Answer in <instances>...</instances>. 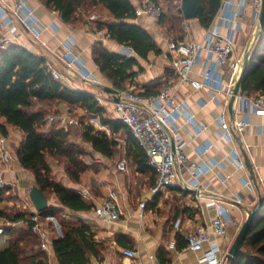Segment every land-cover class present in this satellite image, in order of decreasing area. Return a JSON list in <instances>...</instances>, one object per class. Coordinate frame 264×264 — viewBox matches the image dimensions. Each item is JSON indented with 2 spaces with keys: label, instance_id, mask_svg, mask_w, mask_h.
<instances>
[{
  "label": "crops",
  "instance_id": "0c3cea01",
  "mask_svg": "<svg viewBox=\"0 0 264 264\" xmlns=\"http://www.w3.org/2000/svg\"><path fill=\"white\" fill-rule=\"evenodd\" d=\"M30 2L35 7L43 23L49 25L54 22L58 28L47 27L40 38H35L30 31L19 23L10 26L9 29H5L0 24V32L9 30L16 33L19 36V44L45 57L50 68L64 83L93 94H103L106 98L110 94L96 84L84 81L78 73L75 74L69 71L70 69L63 60L65 52L63 42L71 36L74 42V52L84 58L88 67L99 77L100 84L112 86L111 82L100 71L93 57V46L99 40L103 41L105 46L112 52L136 56L144 67V70L137 75L133 84H128L129 89H134L140 93L147 90V92L153 94L157 93L166 84H176L177 73L173 56L170 54L166 33L162 30L158 19L140 14L135 20L136 23L146 28L153 35L159 47L163 50L161 54L151 51L145 59L136 55L132 47L122 45L111 39L106 34V29L98 30L96 27L91 26L88 19L65 22L58 11L48 8L41 0H30ZM132 2L138 10L142 0H132ZM188 20L186 24L188 29L183 39L201 40L207 28L200 23L198 18ZM240 20L242 29L237 33L236 41L237 51L244 62L246 54L250 52L262 32L259 20L254 21L252 18L250 3L243 10ZM213 23L215 25L220 24L218 16L215 17ZM220 30L224 33L227 31L224 26H220ZM201 67L200 64L193 72L195 77H199ZM135 68L137 69V67ZM175 90L177 99H185L195 112L197 119L207 124V129L196 136V141L199 143L208 140L213 142V147L205 155V158H216L222 161L223 166L219 172L225 175L227 181L224 183L217 172H209L202 177L203 182L210 184L209 188L201 194L181 185L176 187L175 190L163 188L156 195L153 192L156 185L153 172L139 171L137 164L132 160L129 153L130 144L127 132L125 148L130 163L126 170L120 169L113 162L117 149L114 155L108 156L97 151L91 143L93 149L97 152V157L101 156L99 161H102L103 164L100 167H94L91 162L86 161L88 168L82 173L81 181L72 180L65 172L62 174L64 179L55 178L57 163H51L53 178L66 187L77 191L88 203L93 205L90 210H73L62 205L56 196H54L53 202L49 199L51 207L58 208L60 206L75 212L76 219L63 220L65 223L87 224L95 233L94 240L102 244L103 247L99 255L89 254V264H201L199 257L208 247V244L205 243L199 251H193L187 245L186 233L202 224L209 223L213 219L216 208L211 203L212 199L224 202L230 207L233 215L242 221L247 216V210L256 206L260 197L264 198V114L251 113L249 116L251 124L248 129L235 131L234 141H229L224 138L223 129L215 122L214 115L215 112L225 109L230 122L233 123L234 120L241 118L243 114L237 112L236 100L232 114L229 108L231 98L222 95L219 103L209 102L206 106H201L200 100L210 98L208 89L178 86ZM105 107L113 113V115L108 116L109 118L118 119L113 103L107 102ZM98 116L101 118L100 115ZM180 122H183V120L181 119ZM2 123H5V120L0 116V124ZM7 126L9 132L6 135V140L12 156L8 162L0 161V175L7 180L8 186L11 188L10 191H12L10 194L12 198L6 200L2 207L4 209L8 207L19 208L15 213L29 214L36 210L30 192L38 184L34 173L24 168L17 156L16 150L24 138V132L13 126ZM185 135L190 137V133L187 131ZM235 145L239 148L244 161L245 156L249 158L252 164L251 169L247 165L245 169L237 168L228 158ZM187 154L192 160L199 159L198 154L191 146L187 148ZM189 177L188 171H180V182L187 180ZM246 179L252 181L251 186L245 184ZM110 189H116L120 195L122 215L120 220L116 222L101 220L94 213L95 206L105 198ZM184 190L187 194L181 198V201H178V196L183 195L181 191ZM169 198L172 201L166 203ZM145 199L148 200V204L145 208H141L140 202ZM183 199H186V202H182ZM177 220H181L179 230L175 226ZM9 223L11 222L0 217V226ZM59 224L61 227V223ZM49 228L51 230L50 247L45 250V262L46 264H60L52 240L62 234H58L51 225H49ZM237 234L232 232L228 238L214 236L220 242L223 253L226 254ZM2 237L4 235L0 236V238ZM9 239L10 236L7 235V240L2 244L0 243V249L9 244ZM125 248L138 250V255L133 258L126 256L123 253Z\"/></svg>",
  "mask_w": 264,
  "mask_h": 264
},
{
  "label": "trees",
  "instance_id": "16d2710c",
  "mask_svg": "<svg viewBox=\"0 0 264 264\" xmlns=\"http://www.w3.org/2000/svg\"><path fill=\"white\" fill-rule=\"evenodd\" d=\"M48 8L58 11L65 22L82 20V12L94 8L105 11L108 20H93L98 30L106 29L107 35L118 43L130 46L136 55L147 58L151 51L161 54L153 35L136 23L138 10L132 0H41ZM198 19L204 27L214 21L222 0H197ZM184 12L169 16L163 12L158 19L170 32H180ZM169 24V26H168ZM183 40V34L177 39ZM93 57L102 74L117 89H127L137 75L144 70L136 56H127L110 51L103 41H96ZM137 67V69L135 68ZM242 89L251 95H264V31L259 35L250 50V59ZM142 94H151L143 92ZM155 94V93H153ZM78 108L84 111L82 117V136L86 142L108 156L114 155L118 142L105 130L96 129L85 122L88 114H98L102 122L115 132L123 130L128 134L130 155L139 171L153 172L157 182V172L149 163L144 149L138 146L129 127L118 119L105 115L106 107L101 105L93 93L74 88L64 83L50 68L45 57L27 47L16 43L0 49V116L5 123L1 131L6 136L8 126L24 132V138L17 147V156L26 169L31 170L38 186L48 199L56 196L60 203L73 210H90L88 203L77 191L56 181L52 176L51 163L65 162L66 171L72 180L81 181L82 173L88 168L83 149L70 139L63 129L44 130L51 112H64ZM59 114V113H58ZM156 186V185H155ZM176 187H170L175 190ZM10 186L0 188V217L11 222L5 225V234L10 236L9 244L0 249V264H37L45 262V250L41 248L39 236L29 226H14L13 222L22 220L27 213H13L5 210L2 204L9 199ZM177 189V188H176ZM161 192H156L158 195ZM186 195V191H181ZM157 197V196H156ZM56 207L44 210L47 215L56 216ZM62 235L52 240L60 264H89V254L99 255L102 244L94 239L95 233L87 224H61ZM227 264H264V207L253 221L248 234L236 257Z\"/></svg>",
  "mask_w": 264,
  "mask_h": 264
},
{
  "label": "built area",
  "instance_id": "2783aa9c",
  "mask_svg": "<svg viewBox=\"0 0 264 264\" xmlns=\"http://www.w3.org/2000/svg\"><path fill=\"white\" fill-rule=\"evenodd\" d=\"M249 3L252 7L253 20L258 21L263 0H222L216 15L220 19V24L215 25L212 22L201 40L183 39L170 42V54L173 56L177 73L176 84H166L155 94H142L134 89H118L117 92L109 94L108 98L103 94H94L103 106L107 102L113 103L118 120L129 127L139 146L147 153L151 167L157 172V182L153 192L181 185L200 192L206 191L210 184L203 182L202 177L209 172H217L224 183L227 181L225 175L219 172L223 166L222 161L205 158L213 147V142L196 141V136L207 129V124L197 119L185 99H177L175 89L178 86L208 89L210 98L200 100L201 106H206L209 102L219 103L222 95L226 98L233 96L244 64L242 56L237 51L236 35L242 29L240 16ZM162 12V5L155 0H142L138 9V15L146 14L157 19ZM95 18L96 15L90 17L92 20ZM16 23L30 31L35 38H40L47 27L58 28L54 22L49 25L43 23L30 0H0V24L5 29H9ZM220 26L226 27L227 31L222 32ZM16 43H19V36L16 33L9 30L0 32V49ZM63 44L65 46L63 60L69 71L78 73L86 82L99 84V77L88 67L84 58L74 52L72 37L69 36ZM200 64L202 67L199 77H195L193 72ZM236 102L237 112L242 113L243 116L233 123L230 122L225 109L215 112L214 115L215 122L223 129L224 138L229 141H234L235 131L248 129L251 124L249 120L251 113L264 114L263 94L251 95L241 88L236 95ZM56 119V116L50 117L51 121ZM61 119L65 125L79 124L78 120L69 116H63ZM181 119L183 122H180ZM109 131L117 133L110 128ZM186 131L190 133V137H186ZM190 146L198 154V160L189 158L187 148ZM11 156L0 124V161L8 162ZM228 158L237 168H246V163L236 145L230 151ZM118 167L126 170L127 162L121 161ZM183 170L188 171L190 177L180 182V171ZM245 184L251 186L252 181L246 179ZM6 186H8L7 180L0 175V188ZM211 203L216 208L213 219L187 232L186 240L188 247L193 251H199L205 243L208 244L199 257L201 264H223L226 254L222 252L220 242L214 236L228 238L232 232L238 233L242 221L233 215L230 207L224 202L212 199ZM147 204L148 200H142L140 207L145 208ZM94 213L99 219L107 222L119 221L122 215L119 192L110 189L105 198L95 206ZM52 223L56 232L62 234L55 216L38 210L30 212L26 218L13 222L12 225L29 226L39 236L41 248L48 250L51 235L49 225ZM180 224L181 220H177L175 223L177 230L180 229ZM4 233L5 226H0V236ZM123 253L133 258L138 255V250L125 248Z\"/></svg>",
  "mask_w": 264,
  "mask_h": 264
},
{
  "label": "rangeland",
  "instance_id": "374dc122",
  "mask_svg": "<svg viewBox=\"0 0 264 264\" xmlns=\"http://www.w3.org/2000/svg\"><path fill=\"white\" fill-rule=\"evenodd\" d=\"M155 1H157L159 4L162 5L163 9L165 10V12H168L170 17L173 16V15L174 16L178 15L179 14V8L182 9V5H183L182 0H155ZM84 12H85V10H83V12H82V16H83L82 18L83 19L81 21H84V20L88 19L89 20L88 22L93 27H97V26H96V22L93 21L92 19H90V17L92 15H96L95 20L96 19L97 20H99V19L108 20V18H109V15L105 11H103V10H101L99 8H94V9H92L91 12L90 11L86 12V14H84ZM144 16H147V15L144 14ZM147 17H151V16H147ZM152 18H154V17H152ZM155 19H157V18H155ZM90 20L93 21V22H91ZM188 21L189 20L186 19V18L182 21V23L180 25L181 26L180 27L181 28L180 32H173L172 33V32H170L167 29L166 25H160L162 30H164V32L166 33L168 44H170L169 42L173 41L174 39H177L181 34H183V37L186 36V31L188 29L186 24H187ZM168 26H169V24H168ZM127 89H129V88L127 87ZM70 110L71 111L65 110L64 112H51V113H49L48 121L45 124V126L43 127V129L46 130V131L50 130L51 128H54V127L58 128V129H63L66 133H68V135L70 136V139L72 141H74L76 144H78L83 149V151L85 152V155H84L85 161L91 162L92 166H94V167H100V165L103 164L102 161H99V159H101V156L97 157V152L93 149V147H92V145L90 143L86 142L83 139V136H82L83 127H82V124H81V121H82V117L81 116L84 114V111L81 110V109H78V108H73V109H70ZM105 115L108 117L110 115H113V113L109 109H106ZM51 116H56L57 119L54 120V121H51L50 120ZM63 116L72 117V118L78 120L79 124H66L65 125L63 123L62 119H61ZM84 118H85L84 119L85 122H89L91 124H94L96 129L106 130L110 134L109 136L111 138L117 140V142H118L117 152L115 153V159H114L113 162H114L115 165H118L121 161H126L127 162V166H128L130 161L127 158V151H126V148H125V145H126V142H127V140H126V138H127L126 132L121 130V131L117 132L116 134L112 133V131L110 133L108 126L101 122V118L98 115H90V114H88ZM56 163H55L56 164L55 178L64 179V176L62 174L64 172L67 173L65 162L58 161ZM138 182H140V181H138ZM11 193H12V191H10V194ZM183 197H185V196L184 195H179L178 196V198H179L178 201H181V198H183ZM11 198L12 197L10 196L9 199H11ZM53 199H54V195H52L50 197V201L53 202ZM171 201H172L171 198H169V199H167L166 203H170ZM182 202H186V199H183ZM137 203H138V201H137ZM18 209H14V208H11V207H8L7 209L5 208V210L9 211L11 214L15 213ZM76 217H77V215L72 210L65 209V208H62L60 206L57 209L56 219L61 224L64 223L63 220H75ZM246 217L242 220V224L245 221ZM50 225H51L52 228H54V223H52ZM5 240H7V235H4V237L0 238V243L2 244ZM228 250H229V248L227 249V252H228ZM227 252H226V254H227ZM223 264H227V259L226 258H225Z\"/></svg>",
  "mask_w": 264,
  "mask_h": 264
},
{
  "label": "water",
  "instance_id": "95a60500",
  "mask_svg": "<svg viewBox=\"0 0 264 264\" xmlns=\"http://www.w3.org/2000/svg\"><path fill=\"white\" fill-rule=\"evenodd\" d=\"M182 10L184 12V16L187 19H193V18H198L199 16V5H198V1L197 0H182ZM259 22H260V28H261V32L264 31V0H263V5H262V10L259 16ZM249 59H250V52H248L246 54L245 60H244V64H243V69L241 71V74L237 80V83L235 85L234 88V94L231 97V101H230V111L233 114L234 112V102L236 100V95L238 94V92L241 90L242 88V84L246 75V71H247V67H248V63H249ZM97 86H99L100 88H102V90H104L107 93H115L118 91L117 88L112 87V86H106L103 84H96ZM245 162L248 168H252V164L249 160V158L247 156H245ZM191 191L196 192L198 194H201L202 192H200L199 190L196 189H192ZM30 196H31V200L35 205L36 210L38 211H44L46 209H48L50 206L49 204V199L46 196V194L44 193V191L38 186L35 185L31 192H30ZM264 207V198L260 197V200L258 202V204H256V206H254L253 208L247 210V217L245 219V221L243 222L234 242L232 243V245L230 246L227 254H226V259L227 261H231L233 260L236 255L238 254L243 242L245 241V238L248 234V231L253 223V221L255 220V218L258 216V214L261 212V210Z\"/></svg>",
  "mask_w": 264,
  "mask_h": 264
}]
</instances>
